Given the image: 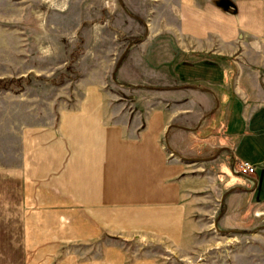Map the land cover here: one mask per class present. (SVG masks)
<instances>
[{"label":"crops","instance_id":"1","mask_svg":"<svg viewBox=\"0 0 264 264\" xmlns=\"http://www.w3.org/2000/svg\"><path fill=\"white\" fill-rule=\"evenodd\" d=\"M70 2L87 17L51 34L80 36L89 69L71 102L58 93L31 124L26 110L0 127V264H112L85 248L110 229L187 247L215 225L256 227L264 152L237 151L264 138V0H39L53 13ZM139 62L151 78L130 75ZM190 65L194 77L177 72Z\"/></svg>","mask_w":264,"mask_h":264},{"label":"rangeland","instance_id":"2","mask_svg":"<svg viewBox=\"0 0 264 264\" xmlns=\"http://www.w3.org/2000/svg\"><path fill=\"white\" fill-rule=\"evenodd\" d=\"M77 3L70 2L62 12L53 13L51 6L47 7L39 0H0V79H25L20 82L21 89L19 87L17 92L0 90V127L9 123H23L24 117L19 113L26 110L27 124H31V120L35 119L34 113L50 108L58 93V105L62 99L71 102L72 94L68 93L73 92L74 83L85 73L86 68L89 69L77 63L82 54V39L80 36L78 40L75 37L62 38L61 45L51 32H62L60 35L65 37L64 34L70 33L81 18L87 17L89 8ZM118 37L123 39L122 36ZM76 41L75 46H72ZM43 44L49 48L47 51H44ZM127 50L128 47L122 50L118 61L121 55L127 54ZM139 52L141 59L142 54ZM72 54H78V57L73 59ZM143 54L149 55L147 52ZM139 64L138 71L135 72L134 68L128 70L130 75L140 79L151 78L152 72L148 73L142 67V62ZM197 71L196 66L191 65L177 70L184 77H194ZM129 98L127 96L124 99L127 104ZM239 121V117H235L236 129L234 131L230 126L229 133H241L242 124ZM263 140V137L247 136L245 141L250 147H238V154L252 160L259 159L264 152ZM110 230L103 235L107 237L104 246L102 243L85 246L90 247L86 249V252L89 251L87 256L95 252L97 257L105 247L110 254L107 259L112 264H264V218L256 227L248 230L222 233L215 225L200 234L196 243L187 247L159 239L141 243L140 235L146 239V233L134 232L132 236H135L131 237L130 232ZM118 234L130 237L108 238L109 235ZM115 246L116 250L113 249ZM100 258L103 259V256Z\"/></svg>","mask_w":264,"mask_h":264},{"label":"trees","instance_id":"3","mask_svg":"<svg viewBox=\"0 0 264 264\" xmlns=\"http://www.w3.org/2000/svg\"><path fill=\"white\" fill-rule=\"evenodd\" d=\"M77 57H78V54L77 55L76 54H72V58L73 59H75ZM120 62H121V60L118 61L117 66H119ZM115 74H116V69L113 71V77H115ZM24 80L25 79H20V80L0 79V90H10L12 92H17V91H19L21 89V87L19 85L20 82H24ZM19 87H20V89H18ZM223 211H224V206H223V203H222L219 216L223 214ZM220 232L226 233V232H234V231H222L221 230Z\"/></svg>","mask_w":264,"mask_h":264},{"label":"built area","instance_id":"4","mask_svg":"<svg viewBox=\"0 0 264 264\" xmlns=\"http://www.w3.org/2000/svg\"><path fill=\"white\" fill-rule=\"evenodd\" d=\"M237 171L244 176H250L254 173V166L247 162H239L237 165Z\"/></svg>","mask_w":264,"mask_h":264}]
</instances>
